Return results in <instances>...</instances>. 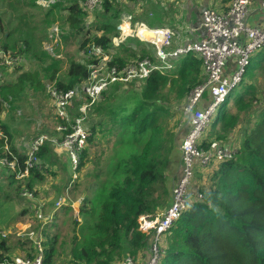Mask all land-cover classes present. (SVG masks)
Here are the masks:
<instances>
[{
  "label": "trees",
  "instance_id": "1",
  "mask_svg": "<svg viewBox=\"0 0 264 264\" xmlns=\"http://www.w3.org/2000/svg\"><path fill=\"white\" fill-rule=\"evenodd\" d=\"M132 1L140 10L146 6V0L143 4ZM60 2L44 11L37 0H0V162L5 157L17 159L15 170L1 163L0 167L8 169L5 198L13 203L27 199L22 196L24 190L39 194V183L50 171L46 155L57 146L48 141L41 148L44 169H32L27 176L17 177L27 152L13 142L11 126L1 122L3 112L16 114L17 100L23 93L43 92L46 82L68 90L87 80L89 65L94 62L71 57L64 63L44 48L49 26L58 21L53 11L65 9L60 20L69 33L64 38L80 37L79 50L87 54L92 44L103 48L113 45L114 37L120 35V13L130 7L125 0H104L97 18L88 22L91 13L80 0H70L67 5ZM116 48L113 62L119 66L150 54L146 47L136 50L123 42ZM8 57L20 59L9 64ZM63 66L64 76L59 77ZM203 80L202 59L190 52L174 70L155 72L145 81L125 86L116 84L112 93L102 94L86 121L91 134L81 153L83 175L71 186L69 175L64 189L57 185L58 195L67 194V203L56 209L57 198L47 203L48 211L54 209L47 221L30 213L32 229L43 235L44 264H116L128 255L139 258L151 238L141 228V217L153 219L169 205V162L177 142L183 141L188 130L185 125L177 133L185 116L175 104ZM123 87L126 91H121ZM260 91V87L246 86L212 122L202 146L208 147L214 139L231 140L238 131L242 137L240 143L235 142L236 155L214 163L202 174L199 190L203 198L195 200L166 234L165 253L159 264H264V102H259ZM83 100L75 98L74 105ZM52 121L42 131L62 137L56 126L64 121L54 116ZM111 144L118 150L119 167L109 175L86 239L78 246L71 222L72 203L80 196L81 213L90 212L89 205L95 200L92 193L99 187L96 180L103 175L102 162ZM65 169L62 177H67ZM28 207L20 213H27ZM46 211L44 208V214L50 216ZM16 251L33 257L37 248L33 240L17 235L15 230H8L5 237L0 235V256L10 257Z\"/></svg>",
  "mask_w": 264,
  "mask_h": 264
},
{
  "label": "built area",
  "instance_id": "2",
  "mask_svg": "<svg viewBox=\"0 0 264 264\" xmlns=\"http://www.w3.org/2000/svg\"><path fill=\"white\" fill-rule=\"evenodd\" d=\"M61 0H37L42 7H51ZM104 0H81V5L92 13L101 7ZM143 2V0H138ZM83 2V3H82ZM253 0H231L227 9L219 10L205 7L202 12V25L204 33L194 41L185 42L182 45L172 47L175 30L168 27H151L141 21L133 22L132 14H123L119 27L122 33L114 37L113 45L103 48L98 44H92L87 52L94 62L89 65L87 80L74 84L68 90L58 88L54 82L48 83V93L54 101L55 117L63 120L56 126V130L63 133L62 137L41 133L32 138L27 150L24 167L19 168L17 177L27 176L32 169H44L39 155L45 143L52 142L57 147L65 150L70 158L72 169L71 186L80 176L81 153L87 145L91 134L86 121L94 105L98 103L102 94L114 83L145 81L155 72L163 73L175 66L173 59L181 55L194 52L202 59L204 80L195 86L186 96L182 105V111L186 123L189 124L185 137L181 143L180 171L172 186V199L170 204L153 219H145L143 230L151 234L149 243V257L146 260L128 255L116 264H159L165 253L163 240L176 220L187 208L198 199L203 198V193L196 189L195 200L191 198L190 189L193 185L196 168L201 167L205 171L216 163L232 159L237 152L236 147L227 145L218 140H212L208 147H204L206 132L211 127L216 113H220L223 104L229 98L235 87L245 81L252 56L264 49V20L258 25L247 22V15L252 7ZM260 7L264 9V0L260 1ZM125 26L128 29L134 27V35H145L147 29L150 40L154 45V55L145 56L124 66L113 62L115 46L119 45L128 35H124ZM61 33L58 24L50 26L46 48L52 51L50 43L58 45L56 37ZM130 35H133L130 34ZM56 56V54H53ZM5 57V55H4ZM20 58H7V63H12ZM232 60L234 68L229 70V62ZM208 93L210 100L204 108L199 103ZM84 99L76 111L74 99ZM0 129V134H1ZM13 159L7 157L1 160V164L15 170L17 167L16 156ZM22 194L34 199L33 192L24 190ZM66 196H60L55 203V209L67 203ZM36 217L47 221L51 219L44 215L43 204L34 203L31 206ZM145 217L142 216L141 219ZM8 230L0 229V235L5 237ZM19 236H26L33 240L37 251L33 257L12 255L2 258L0 264H44L42 235L32 229L31 225L25 229L16 231Z\"/></svg>",
  "mask_w": 264,
  "mask_h": 264
},
{
  "label": "crops",
  "instance_id": "3",
  "mask_svg": "<svg viewBox=\"0 0 264 264\" xmlns=\"http://www.w3.org/2000/svg\"><path fill=\"white\" fill-rule=\"evenodd\" d=\"M156 1H157L156 4L153 2L151 3L154 5V6L152 5L151 7H153V9L156 10L159 15L158 16L156 15L153 17L145 15L144 17H142L143 19L141 21L146 23L148 26H151V27H155V26L160 27L159 24H161L162 20L167 21L166 19H168V22L171 21L170 24L167 22L168 24H166L164 26H168L169 28H173L176 32H178V34L176 35V37L173 41V44H172L174 46L182 45L186 42V40H189V41L197 40L202 36V34L204 33V29H203V25H202L203 8L213 5V6H216V8L219 10H224L230 4V1L223 2V0H156ZM260 1L261 0H253L252 7H251V9L247 15V22L251 25H258V24L262 23V21L264 20V9H262L260 7ZM125 2L130 3V7H128V8H130L131 12H134V15H135L139 10L137 7L139 4L136 3L135 1H132V0H125ZM143 3H144V1L142 2V4ZM144 4L146 5L148 3L145 2ZM153 9H151V11H149V13L153 12L154 11ZM141 11H144V7L141 9ZM151 14H153V13H151ZM144 19L148 23L145 22ZM133 48L135 49V47H133ZM263 50L264 49L255 53L252 56V57H254L257 54L260 55V59L256 60L257 62L259 61L257 66H261L264 62ZM116 52H117V50H116ZM185 55H187V54H185ZM183 57H184V55H181L178 58L173 59V62L175 64V66L173 68L166 70L163 73H160V72H158V73L164 74L166 72L174 70L176 68V65H179V63L181 62ZM251 63H252V58H251ZM228 65H229V67H231V68H229V70H231L233 68L232 60H231V62H229ZM203 74H204V72H203ZM133 82H138V81H133ZM258 83H259V80H255V82L249 81L248 86L255 87V86H251V85H256ZM209 100H210V96L208 94L205 95L204 98L199 103V107L204 108L207 105ZM233 100L234 99H232V102H233ZM230 101L231 100H229V103H230ZM261 101L264 102V93L262 94L261 100L259 102H261ZM259 102L256 101L255 104H258ZM180 110L182 111V107ZM182 113H183V111H182ZM52 120H53V114H51V119L49 120V122L51 121V123H53ZM45 125L46 124L43 122V120H40L39 124H37L38 128H36V131L38 129L39 132H36V133H38V134L39 133L40 134L41 133L50 134L47 131H42L43 128L45 127ZM219 125H220V121L217 122L216 127H219ZM185 127H187V129H189V124L186 125ZM211 127H212V125H211ZM12 129H13V127L11 126L10 127V133L13 135V142L16 143L19 150H23V151L25 150L27 152V150L29 148V144L22 142L20 139L21 137H19V138L17 137L16 139H14V134H13L14 132ZM23 131L21 133L22 135H23ZM1 132H2V130H1ZM25 132L27 133V137H28V135L32 136V134H33L32 130H25ZM179 132H180V128L178 129L177 133H179ZM185 133H186V131H185ZM185 133H184V136H185ZM231 136H235V137L232 138L231 140L229 138L228 140L222 141V143H224V144L226 143L227 145H230L232 147H236L235 139H238L239 134L237 131H235ZM207 137H208V135H206V138ZM181 142L180 141L177 142V146L175 147V149L171 155V159H170L169 166H168V178H169L168 182H169L170 202L172 199V186L174 184V181L177 179V176L179 175V171H180ZM94 150L96 151L97 148H94ZM105 152H106V154H105V156L103 155L104 159H103L102 166H101L102 171H103V175L101 178L96 180V183L99 185V187L97 188L96 191H93V193H92V195L95 197V200H93L90 204V205H92V208H89L90 212L81 213V197L80 196L78 197L77 200H75L72 203V206L74 208V215L76 217L75 231L77 234V245L78 246L81 245L86 239L87 231H88L89 226L91 224V220L97 211L98 201H99L100 197L102 196V193H103V190L105 188V185H106V182L108 180L109 175L111 174V172L117 170L119 167L118 150H117L116 146L111 144L109 147H107ZM46 157H47L46 161L48 162L47 165L50 167V171L46 173L47 178L45 180H41L39 183V186H38L39 194L37 196H35L34 199H31L30 201L29 200L27 201L25 199V201H22V202L18 201L16 203L7 202L9 200L5 198L6 202H4V204L2 206H0L2 208L1 212H0V229L18 231L20 228L25 229L26 227H29V225H31V227L33 228V224L31 222V218H32L31 216L33 215V217H36V215H35V212L33 211L34 209H31V206L34 204L35 201H36L35 203L41 202L43 204V211H44V208L48 211L47 207H45V205L47 203L54 201V199H56V198L58 199L60 196H66V198L68 199L67 194H59L58 195V193L56 192V189H57L58 184H60L62 186V188L64 189L65 185L68 183V181L70 179L69 175H71V180H72L69 155L62 148L53 146V149L46 155ZM63 163H65L67 165V167L70 171V173L67 175V177H62V175H61V171L63 172L64 168H65ZM83 170H85V169H82V174L80 172V176L78 178H81V176L83 175ZM3 180L5 183H7V181H8L7 179H3ZM200 182L199 183L197 182L195 190L197 188H199ZM70 183H71V181H70ZM70 183H69V185H70ZM55 184H56V188L54 186ZM193 184H194V182H193ZM68 188L69 187L65 188L66 192H67ZM170 202H169V204H170ZM7 205H9L10 207L7 208L6 207ZM28 205H29V207H28ZM26 207H28L29 211H27V213H23V214L20 213L19 210L26 208ZM16 208H17V210H16ZM54 209H55V206H54ZM54 209L53 210L51 209L50 211H48L47 214L50 215L51 213H53ZM26 210H27V208H26ZM8 211L10 212L9 216L6 214ZM86 215H88L89 218L87 219V222L85 224L86 225L85 228L83 227L81 229V226H80L81 225L80 224L81 217H84ZM45 216H46V214H45ZM83 223H84V221H83ZM149 243H150V241H149ZM149 243L147 245V248L139 256V258H141L142 260H146L149 257ZM13 255H21V252L16 251V252H14Z\"/></svg>",
  "mask_w": 264,
  "mask_h": 264
},
{
  "label": "rangeland",
  "instance_id": "4",
  "mask_svg": "<svg viewBox=\"0 0 264 264\" xmlns=\"http://www.w3.org/2000/svg\"><path fill=\"white\" fill-rule=\"evenodd\" d=\"M69 1L70 0H62L61 2L64 5H67L69 3ZM154 1L153 0H146V3H148V4H146V6H144V11H141L138 7L139 10L135 15H134V12H131L130 8L125 7V9L123 11H121L120 16L122 17L123 14H132L133 22H136L139 20L141 21L143 19L142 17H144L145 15H148L150 17L156 16V15L158 16L159 14L157 13V11L154 10L153 7H151L153 5V4H151L152 2L155 4L157 2L156 0H154ZM209 7L217 9L216 6H213V5H211ZM49 8H51V7H43V9H45L44 11H46V9H49ZM151 9H153L154 11L149 13V11H151ZM101 10H102L101 7L95 9V11H93L94 13L92 12L91 14H89V16L86 18V20L88 22L95 20L97 18L96 14L98 13V11L100 12ZM65 12L66 11L63 8L62 9L55 8V10L53 11V13L57 14V20L58 21H55L54 23H52V25L58 24V26L60 27L61 33L55 39V40H58V45L55 43L56 41L49 44L50 47H52V48L54 47V49L52 51H49L46 48L45 43L47 42V40L44 42V48H46L52 55L56 54V56L60 57L61 60L64 61V63H67V61L71 57L77 58L79 60H83L84 58L91 59L90 57H87L81 50H79L80 37L64 38V36H67L69 33V28L65 24H63L62 21L60 20L62 15H65ZM151 13H153V14H151ZM134 19H136V21H134ZM166 20L167 21L162 20L161 24H159L160 27H168V26H164V25H166L168 23L170 24L171 21L168 22V19H166ZM144 21L147 22L145 19H144ZM119 22H121V18L119 19ZM119 25H120V23H119ZM49 28H50V26H49ZM119 29H120V34H121L122 30L120 27H119ZM132 33H133V35H130ZM134 33H135L134 27L129 29L128 33H124L128 36L126 37L127 40L124 39L123 43L126 44L127 46L131 47V48L135 47L136 50H139L142 47H144V48L146 47L148 50H150V54L148 56H153L154 55V45L150 40V35L145 34V35L139 36V35H134ZM188 41L189 40H186V42H188ZM139 44L141 45L140 48L137 47ZM117 46L118 45L115 46V49L118 51V49L116 48ZM172 47H175V46L173 45ZM263 54H264V50H263ZM137 57L138 56H136L135 58H137ZM259 59H260L259 54L252 57V63H250V65L248 67V71H247L246 78H245L243 85L240 84L238 87L234 88L232 93L228 96L231 99L227 98V100L225 101L223 106L226 103H229V100H231L229 103L231 106L232 105V99L234 98V96L237 95L238 92H241L246 86H248L249 81L255 82V80H259L258 84L251 85V86L260 87L262 89V91H260L261 96H262V94L264 93V62L261 66H257L259 61L257 62L256 60H259ZM136 60H139V59H136ZM136 60L134 59L133 61H136ZM64 66H66V64H64ZM64 66L62 67V69L59 72L60 75L58 74L59 77L64 76V68H65ZM233 68H234V66H233ZM48 83H52V82H48ZM48 83L46 82V88H45V91H43V92H36L34 90H27V92L23 93L22 97L17 100V104L19 105V107L16 110V114L11 112V111L10 112L9 111L3 112L2 116H1V122L6 123L7 125H10L13 127L12 130L14 132L13 133L14 139H16L17 137L18 138L21 137L20 139L22 142L30 145L32 138H34L36 135H38V133H36V132H39V130L37 129V131H36V128H38L37 124H39L40 120H43V122L47 125L45 127L52 125L51 121L49 122V120L51 119V114H53V116L55 117V106H54L53 99L50 97V95L48 93ZM128 83H130V81L129 82H122L121 85H123V86L129 85ZM116 84H120V82L110 85L109 88H107L105 91L112 93L114 91L113 88L115 87ZM120 89H121V91L123 89L126 91V89L124 87L120 88ZM231 95H232V97H231ZM100 101H101V98H100ZM100 101H98V104L100 103ZM184 101H185V99L181 103L175 104V107L180 110ZM15 104H16V102H15ZM77 109H78L77 105L71 108L72 111H76ZM257 110L258 109H255L253 114H255L257 112ZM89 113L90 112H88V114ZM217 117H218V113H216V115L214 116L213 119L216 120ZM185 125H188V124L186 123V120L183 119L182 124L180 125L179 128L181 129ZM25 130H32V132H33L32 136L28 135V137H27V133L25 132ZM210 130H211V127L207 130L206 135H209ZM22 131H23V135L21 134ZM238 134H239L238 139H235V142L238 143V141H239V143H240V137H242V135L239 132H238ZM63 164L66 168L65 169L66 174L68 175L70 173V171H69L67 165L65 163H63ZM70 170L72 173L71 167H70ZM203 173H204V169L197 166L196 175H195L196 179H194V184L190 189V195H191V198L193 200H195V198H196L195 193H194L196 191L195 187L197 185V182L199 183L201 181V176ZM7 174H8V169L4 168V167H0V206H2L4 204V202H6L5 196L7 194V191L4 189L6 183L4 182L3 179H6ZM22 196H24V195L22 194ZM24 197L27 198L26 199L27 201L31 200L30 198H28L26 196H24ZM7 202H11V201L9 200ZM39 204H42V203L39 202ZM6 207L9 208L10 206L7 205ZM89 208H92V205H90ZM1 209L2 208L0 207V212H1ZM16 210H17V208H16ZM6 214L9 216L10 212L8 211ZM46 218H48V216H46ZM88 218H89L88 216L81 217V221H80L81 229L83 227L85 228V226H86L85 224H86ZM83 221H84V223H83ZM71 222L73 223L74 240L77 244V234L75 231L76 217L74 215V208H73V219Z\"/></svg>",
  "mask_w": 264,
  "mask_h": 264
},
{
  "label": "bare ground",
  "instance_id": "5",
  "mask_svg": "<svg viewBox=\"0 0 264 264\" xmlns=\"http://www.w3.org/2000/svg\"><path fill=\"white\" fill-rule=\"evenodd\" d=\"M148 30L147 29H145L144 31H143V33L144 34H149L148 32H147ZM125 33H128L129 32V29L127 28V26H125V31H124Z\"/></svg>",
  "mask_w": 264,
  "mask_h": 264
},
{
  "label": "water",
  "instance_id": "6",
  "mask_svg": "<svg viewBox=\"0 0 264 264\" xmlns=\"http://www.w3.org/2000/svg\"><path fill=\"white\" fill-rule=\"evenodd\" d=\"M145 219L146 217H143L141 220H140V223H141V228L143 229V226L145 224Z\"/></svg>",
  "mask_w": 264,
  "mask_h": 264
}]
</instances>
